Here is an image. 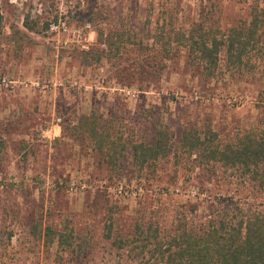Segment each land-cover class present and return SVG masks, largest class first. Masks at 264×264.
Listing matches in <instances>:
<instances>
[{
	"label": "rangeland",
	"instance_id": "1",
	"mask_svg": "<svg viewBox=\"0 0 264 264\" xmlns=\"http://www.w3.org/2000/svg\"><path fill=\"white\" fill-rule=\"evenodd\" d=\"M258 4L0 0V264H155L131 242L138 228L167 236L184 211L197 225L240 204L249 189L219 164L140 166L131 145L161 130L173 152L187 128L228 142L264 123L256 57L233 66L221 52L210 78L174 40L219 36ZM84 117L115 140V160Z\"/></svg>",
	"mask_w": 264,
	"mask_h": 264
},
{
	"label": "trees",
	"instance_id": "2",
	"mask_svg": "<svg viewBox=\"0 0 264 264\" xmlns=\"http://www.w3.org/2000/svg\"><path fill=\"white\" fill-rule=\"evenodd\" d=\"M259 6L251 8L249 21L231 25L219 36L194 28L197 37L191 31L182 34L180 39H174L176 47H186L187 63L207 70L210 78L221 52L233 66L242 64L247 57H256L264 79V7ZM87 118H83L81 126L99 149L106 145L112 151L109 159L115 160V140L99 131L95 121L88 123ZM131 150L133 161L140 166L170 154L175 160L180 156L191 159L197 166L219 164L241 181L237 189H249L243 200L238 198L236 203L240 204L231 212L217 215L210 210L204 217L195 216L200 219L197 225L187 216L196 211H184L183 222L167 236L160 235L157 228L151 232L150 228L146 231L138 228L131 242L137 243L142 258L148 256L155 264H264V123L228 142L219 141L211 131L201 133L187 128L180 133L173 152L172 140L166 132L158 130L153 141L134 143ZM259 200L262 201L257 205ZM104 236L111 237L110 229ZM60 238L61 235L59 241ZM118 242L122 246L129 241Z\"/></svg>",
	"mask_w": 264,
	"mask_h": 264
},
{
	"label": "built area",
	"instance_id": "3",
	"mask_svg": "<svg viewBox=\"0 0 264 264\" xmlns=\"http://www.w3.org/2000/svg\"><path fill=\"white\" fill-rule=\"evenodd\" d=\"M57 28H58V26L55 25V24H52V25L50 26V30H52V31H57Z\"/></svg>",
	"mask_w": 264,
	"mask_h": 264
}]
</instances>
